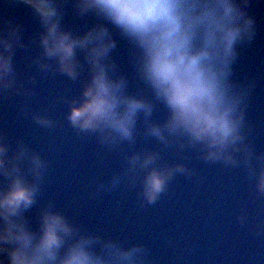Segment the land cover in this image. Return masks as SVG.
Here are the masks:
<instances>
[{
	"label": "clouds",
	"instance_id": "9594fccd",
	"mask_svg": "<svg viewBox=\"0 0 264 264\" xmlns=\"http://www.w3.org/2000/svg\"><path fill=\"white\" fill-rule=\"evenodd\" d=\"M20 5L39 28L22 38L23 24L0 14V98L34 95L35 76L21 79L14 57L26 40L35 44L30 63L39 74L79 84L78 94L58 97L68 126L118 161L100 189H132L140 208L154 205L174 177L192 175L183 162L191 150L241 172L250 192L235 221L264 233V150H255L246 121L254 83L234 72L241 50L257 38L250 9L264 0H16ZM66 8L78 27L65 24ZM118 43L128 71L113 57ZM30 117L55 127L47 112ZM47 171L38 151L20 138L10 143L0 127V264H157L146 243L90 230L44 200ZM249 201H257L251 215ZM167 245L177 251L171 239Z\"/></svg>",
	"mask_w": 264,
	"mask_h": 264
},
{
	"label": "water",
	"instance_id": "95a60500",
	"mask_svg": "<svg viewBox=\"0 0 264 264\" xmlns=\"http://www.w3.org/2000/svg\"><path fill=\"white\" fill-rule=\"evenodd\" d=\"M250 11L257 19V38L240 52L234 72L237 78L254 83L246 121L249 139L255 150H264V5ZM0 14L12 15L24 26L22 38L38 30L37 22L16 0H0ZM64 22L79 24L66 8ZM26 49H18L14 57L18 76H35L31 87L34 95L23 98L9 94L0 98V127L9 142L23 139L48 161L42 196L52 201L70 219L90 230L99 229L128 241H142L152 250L157 264H264V233L253 235L247 225L235 221L241 202L249 196L247 181L238 169L201 161L185 150L184 163L192 175H177L168 192L156 204L140 208L135 190L111 192L98 187L118 167L117 159L100 149L91 137L78 136L64 120L65 105L61 95H76L79 84L61 74L41 75L30 63L39 51L26 40ZM120 71H128L120 59V45L113 52ZM24 112H21V106ZM32 112H47L55 127L44 128L30 117ZM145 144L149 141H144ZM165 158L175 160L172 153ZM249 213L257 201H249ZM171 239L177 248L168 247ZM185 245L192 251L181 252Z\"/></svg>",
	"mask_w": 264,
	"mask_h": 264
}]
</instances>
